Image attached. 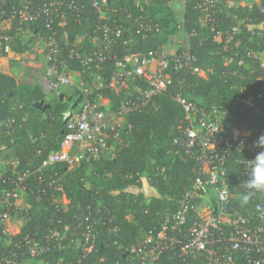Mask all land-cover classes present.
<instances>
[{"label":"trees","instance_id":"16d2710c","mask_svg":"<svg viewBox=\"0 0 264 264\" xmlns=\"http://www.w3.org/2000/svg\"><path fill=\"white\" fill-rule=\"evenodd\" d=\"M72 1L81 6V10L66 13L64 25L54 28L58 39L66 34L77 52L91 53L104 47L98 25L106 24L119 29L118 36H111L113 42L105 53L109 58L99 66L91 63L87 73H97L107 81L114 69L115 59L127 53L146 55L161 50L163 44L181 28L188 35L192 68L176 69L171 64L165 70L169 79L166 88L153 95L146 105L125 114L118 126L107 130L106 146L113 144L112 152L108 153L107 148L97 158L80 160L72 168L64 163L49 165L42 170L43 183L30 177L27 200L31 204V216L22 227L21 235L28 231L40 235L56 218L71 222L85 204L102 198L115 212L117 232L111 233L107 226L97 225L98 255L92 253L81 257L79 249L69 247V240H65L62 244L68 247L62 264H138L137 259L129 256L127 248L140 242L142 236H154L159 231L166 209L175 208L176 199L192 187L197 176L194 162L181 159L179 149L173 143L180 128L188 125L176 96L179 94L185 101L205 107L213 103L222 104L237 95L264 90V68L245 57V51L249 49H264V3L260 11L256 7L248 9L240 5V0H229L231 3L217 0L216 8H211L215 11L213 23L204 24L202 11L197 7L203 0H184L182 23L177 20L169 0H106L102 13L91 8L88 0ZM233 16L250 19V23L234 35L233 39L239 44L216 42L215 32L229 30ZM2 20L3 15L0 14V54L6 53L5 47L13 53L27 51L35 41H45L51 33L41 20L21 23L14 19L8 25ZM211 25H214L215 31H211ZM25 30L32 35L28 41L21 40ZM242 57L244 65L237 63ZM228 58H232V62H227ZM68 66L82 69L79 60L68 62ZM194 67L205 75L193 72ZM96 93L114 101L115 107L118 96L113 91L101 88ZM44 98L45 93L38 83H17L14 77L0 72V121H11L9 128L0 127V155L15 157L20 166L31 169H36L48 152L60 147L64 114L73 108V101H68L66 96L63 99L54 98L48 107ZM39 101L43 104L34 106ZM244 125L264 127V117L251 114L245 105L239 110H231V117L225 120V128ZM4 150L13 153L4 154ZM241 157V153H232L224 162L225 181L234 195L230 206L242 214L261 211L263 208L256 202H263L264 198L259 193L253 195L249 203L241 204L246 192L242 182L237 180L243 170L239 162ZM51 180L61 185L69 199L68 204L61 203L59 193L48 184ZM143 182L155 188L158 196L147 198L142 189ZM193 218L194 213L189 212L187 223ZM6 252L0 237V253ZM175 252H178V247L165 250L166 263L181 264L182 258ZM54 255L51 250L30 257L28 264H55ZM100 257L102 262L99 263L97 259ZM236 258L238 264H247L243 255L237 254Z\"/></svg>","mask_w":264,"mask_h":264},{"label":"built area","instance_id":"2783aa9c","mask_svg":"<svg viewBox=\"0 0 264 264\" xmlns=\"http://www.w3.org/2000/svg\"><path fill=\"white\" fill-rule=\"evenodd\" d=\"M105 2L88 0L89 6L99 13H102ZM217 3V0H203L197 5L202 11L201 20L204 24L213 23L215 11H211V8H216ZM263 3L264 0L239 1L240 5L248 9L256 7L260 11L263 10ZM79 10L81 6L72 0H42L41 3L35 0H18L16 3L0 0L2 23L8 25L14 19L21 23L41 20L43 26L51 30L47 40H39L46 44L45 70L38 80L42 90L46 93L53 90L59 94L62 86H75L73 89L79 92L77 105L65 112L69 116L62 130L60 147L48 152L36 169L20 166L15 157L0 155V237L7 250L5 254L0 253V264H28L30 257L51 250L55 253L54 263L62 264L68 247L62 244L65 240H69V247L79 249L81 257L92 253L98 255L97 225L107 226L111 233L118 230L114 224L115 212L102 198L85 204L71 222L56 218L40 235L29 231L21 235L22 227L31 216V204L27 200L29 178L33 176L43 183V168L56 163H64L72 168L80 160L95 159L107 149V130L111 128L113 116L110 120L107 118L103 96L96 93L98 89L108 88L118 96L114 115L123 118L125 114L146 105L153 95L166 88L169 79L165 70L171 64L176 69L192 68L193 56L188 39L185 38L175 41L176 50L171 53L155 50L146 55L127 53L115 59L114 69L107 81L97 73H87L91 63L99 66L109 58L105 53L113 42L111 36H118L119 29L106 24L98 25L104 47L91 53H79L74 43H69L66 34L58 39L54 28L64 25L66 13ZM249 21L233 16L229 30L216 31L214 40L225 45H238V40L233 39L234 35L239 34L242 26H246ZM215 30L214 25H211V31ZM25 32L30 33L28 30ZM4 49L9 52L7 47ZM243 57L239 58L238 64H245ZM245 57L264 68V49H249L245 51ZM74 60H79L82 69L69 68L68 62ZM227 62H232V58H228ZM192 71L201 76L205 74L195 67ZM76 77L78 84H74ZM129 82L135 88L131 92H127L130 90ZM176 99L185 112L188 125L180 128L173 143L178 147L181 159L194 162L197 176L192 187L176 199L175 208L166 209L159 231L154 236H142L140 242L127 248L129 256L137 259L138 264H168L164 258L165 250L178 247L175 253L182 258L181 264H238L237 254L243 255L247 264H264V201L256 202L257 198H253L257 206L263 208L261 211L242 214L232 209L230 204L234 195L226 184L224 168L228 156L241 153L239 162L243 170L237 180L243 182L247 179V172H251L254 163L251 160L261 151L255 142L264 136V127L244 125L226 129L225 120L231 117V110H239L242 105L251 114L264 117V90L237 95L222 104L213 103L205 107H197L179 94ZM10 122L0 121V127L7 129ZM48 184L59 193L63 205L69 203L61 185L55 180ZM149 188L154 193L145 195L147 198L158 196L155 188ZM243 188L247 191L244 185ZM259 194L264 198V192ZM189 212L194 213V218L187 223ZM18 218L22 220L20 226L10 232L9 226ZM97 260L102 262L101 257Z\"/></svg>","mask_w":264,"mask_h":264},{"label":"rangeland","instance_id":"374dc122","mask_svg":"<svg viewBox=\"0 0 264 264\" xmlns=\"http://www.w3.org/2000/svg\"><path fill=\"white\" fill-rule=\"evenodd\" d=\"M227 2L231 3V1L229 0H227ZM169 5L173 9L179 23H182V14L184 8L183 0H170ZM3 26L7 27L5 24ZM187 36L188 35L186 34V32L181 28L179 31H177L175 35V41L185 39L187 38ZM31 38L32 35L30 33L24 31L21 34V40L23 41H28ZM45 51H46V44L41 43L39 41H35L33 43V46L29 50L24 51L22 53L6 52L5 54H0V71L3 73V71L6 72L8 68H14L18 74L17 79L19 83H27V84L38 83L40 75H42L45 70V59H44ZM74 84H78V77H76V79L74 80ZM131 85L132 84H130L129 82L130 90H127V92H131L133 90ZM73 87L75 86H67V87L62 86L59 90V94L52 90L50 93L47 94V97L44 98L45 99L44 103H51V101L54 98L58 97L60 94L63 95L65 94L64 96L67 97V93L73 95V99H72L73 101L74 99H76L77 95L79 94V92L77 91L78 89L75 90L73 89ZM112 103L113 104L111 106L114 107V101H112ZM120 118L122 117L120 116L119 118L116 117L114 120L117 121L119 119L118 122L121 123L123 120ZM116 121L112 122L110 127L115 125ZM117 138L118 136L116 135L115 139ZM143 188H145L144 192H148L149 194L154 193L150 188L146 186H143L142 189ZM21 221L22 220L20 218L16 219L13 225L11 224V226H9L10 229L9 231L10 232L15 231L16 228L20 226Z\"/></svg>","mask_w":264,"mask_h":264},{"label":"clouds","instance_id":"9594fccd","mask_svg":"<svg viewBox=\"0 0 264 264\" xmlns=\"http://www.w3.org/2000/svg\"><path fill=\"white\" fill-rule=\"evenodd\" d=\"M255 146L260 148L252 165L251 172H247V179L242 182L247 190L241 199V204H247L259 192H264V136H261L256 142Z\"/></svg>","mask_w":264,"mask_h":264},{"label":"crops","instance_id":"0c3cea01","mask_svg":"<svg viewBox=\"0 0 264 264\" xmlns=\"http://www.w3.org/2000/svg\"><path fill=\"white\" fill-rule=\"evenodd\" d=\"M175 35L176 34H174V35H172L170 38H169V40L165 43V44H163V46L161 47V51H163V52H165V53H171V52H173V51H175L176 50V45H175ZM1 72V71H0ZM3 73H5V74H8V75H10V76H12V77H14L15 78V80H16V82L17 83H19L18 82V74H17V72L15 71V69L14 68H8V70H6V72L5 71H3ZM130 84H132L131 86H132V89H135L134 88V86H133V83H130ZM129 87V86H128ZM130 89V88H129ZM131 89V90H132ZM45 93V97H47V94L48 93H46V92H44ZM65 95V94H64ZM69 96H71L72 97V99H73V95L72 94H69V93H67V97H69ZM59 97V96H58ZM65 97V96H64ZM113 103H112V101L111 100H109L108 98H106V97H103V106H105V110L107 111V118L110 120V119H112V116H113V120H112V122H114V121H116V120H114L117 116H115L114 115V111H115V107H112L111 105H112ZM111 106V107H110ZM119 118V117H118ZM120 119H123V118H120ZM119 120V119H118ZM118 120L116 121V124L115 125H113V126H118L120 123L118 122ZM112 124V123H111ZM110 124V125H111ZM113 126H111V127H113ZM108 148V153H110V152H112L113 150H114V145L113 144H111V145H109V147H107ZM3 153L4 154H12L13 152H11L10 150H4L3 151ZM143 186H146V187H148V185H147V183L146 182H143ZM149 188V187H148ZM145 189V188H144ZM146 193V195H149V193L148 192H145Z\"/></svg>","mask_w":264,"mask_h":264},{"label":"water","instance_id":"95a60500","mask_svg":"<svg viewBox=\"0 0 264 264\" xmlns=\"http://www.w3.org/2000/svg\"><path fill=\"white\" fill-rule=\"evenodd\" d=\"M59 98H60V99H63V98H64V95H63V94H60V95H59ZM67 100H68V101H72V97H71V96L67 97ZM77 102H78L77 99L73 101V107H75V106L77 105ZM39 104H43V101L35 102V103H34V106H38ZM45 106L48 107L49 104L46 103ZM68 116H69V113H66V114L64 115V122L67 120Z\"/></svg>","mask_w":264,"mask_h":264}]
</instances>
